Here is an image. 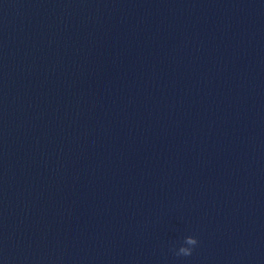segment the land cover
<instances>
[{
	"label": "clouds",
	"instance_id": "1",
	"mask_svg": "<svg viewBox=\"0 0 264 264\" xmlns=\"http://www.w3.org/2000/svg\"><path fill=\"white\" fill-rule=\"evenodd\" d=\"M198 240L194 236H186L178 250L173 248L171 249L175 256L177 257H189L192 255L193 249L198 245Z\"/></svg>",
	"mask_w": 264,
	"mask_h": 264
}]
</instances>
